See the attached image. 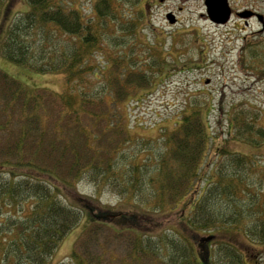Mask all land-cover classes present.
Segmentation results:
<instances>
[{"label":"trees","instance_id":"16d2710c","mask_svg":"<svg viewBox=\"0 0 264 264\" xmlns=\"http://www.w3.org/2000/svg\"><path fill=\"white\" fill-rule=\"evenodd\" d=\"M11 2L0 0V55L64 74L67 89H32L0 69V263L52 264L86 219L68 259L53 264H246L238 247L250 255L264 243V161L222 145L203 169L212 108L203 117L192 103L155 138L133 137L121 113L175 64L135 34L149 23L140 0H25L10 15ZM238 115L234 137H250ZM78 184L94 193L68 201L64 189ZM102 192L137 209L109 208L95 199ZM190 196L181 229L148 231ZM111 223L136 232L121 237Z\"/></svg>","mask_w":264,"mask_h":264},{"label":"rangeland","instance_id":"374dc122","mask_svg":"<svg viewBox=\"0 0 264 264\" xmlns=\"http://www.w3.org/2000/svg\"><path fill=\"white\" fill-rule=\"evenodd\" d=\"M65 1H73L79 7H87L92 0ZM147 1L140 0L137 8L147 9L145 4ZM178 3L180 4L181 1L168 0L165 5L147 9L145 19L149 23H145L146 26L135 33L138 34L140 41L149 42L147 45L158 51L160 55H168L169 60H173L175 64L169 65L171 68L167 67L154 78V85L139 90L132 101L126 100L120 104L121 113L125 115L132 136L155 138L161 130H171L179 120L178 116L193 103L199 106L203 117L212 108L208 115L212 139L209 141L203 169L207 168L212 158L216 159L215 154L222 145L229 150L264 161V55H262L264 43L258 46L261 40L257 38L249 42V36L248 42L242 46L241 36L243 34L248 36L249 31L254 29L235 34L230 25H211L199 18L198 2L184 4L180 18L184 22L182 26L187 25L186 27L170 25L164 18V11ZM26 8L25 0H12L9 14ZM0 69L32 89L44 87L55 92H63L67 89L64 74L39 73L14 63L2 55H0ZM240 113V117H244L246 122L251 124L250 137H234V119L238 118ZM258 129L263 130L261 137L255 135ZM252 135L254 138L250 140ZM88 193H94V189L86 184L64 189L66 199L72 202L79 194L88 196ZM191 196L184 198L177 210L184 201L190 200ZM95 199L109 208L137 209L131 203L119 201L105 192L99 197L95 196ZM178 212L179 210L153 216L157 226L148 231L155 234L165 227L181 229ZM1 220L2 214H0ZM83 221L61 240L52 254V264L68 259L81 235L79 230L85 227L86 219ZM110 225L121 232V237L129 234L124 230L136 232L132 228H123L118 224ZM242 239L244 236L238 237V240ZM245 243H248L247 239ZM255 247L250 255L244 252L246 248L238 247L242 251V258L245 257L246 264H264V243H256ZM123 250L120 245L117 246L116 254L121 255Z\"/></svg>","mask_w":264,"mask_h":264},{"label":"flooded vegetation","instance_id":"af4514ba","mask_svg":"<svg viewBox=\"0 0 264 264\" xmlns=\"http://www.w3.org/2000/svg\"><path fill=\"white\" fill-rule=\"evenodd\" d=\"M181 3L176 4L172 8H167L164 11V18L168 17L174 20L171 25L181 26L183 21L180 18L182 11L184 10V4L187 2H198L199 3V18L206 21L207 23L215 26H226L230 25L238 33L240 31L244 32L247 29H254L249 31V35L243 34L241 36V44L245 46V43L257 38L261 40L258 46H261L264 43V0H178ZM168 0H148L145 4L147 9H152L153 6L165 5ZM146 8V7H145ZM216 10L219 11L215 15L216 20L210 19L207 14V10ZM182 26V27H186ZM244 44V45H243ZM248 45H251L248 43ZM254 49V48H252ZM264 55V53L262 54Z\"/></svg>","mask_w":264,"mask_h":264},{"label":"water","instance_id":"95a60500","mask_svg":"<svg viewBox=\"0 0 264 264\" xmlns=\"http://www.w3.org/2000/svg\"><path fill=\"white\" fill-rule=\"evenodd\" d=\"M217 12L219 13V11H216V10H207V14L209 15V17H210V19H212V20H216L215 19V15L217 14ZM168 20H169V22H173V19L172 18H170V17H168Z\"/></svg>","mask_w":264,"mask_h":264}]
</instances>
